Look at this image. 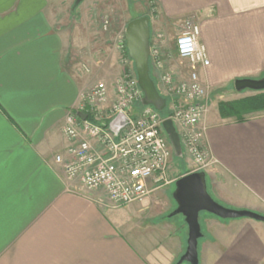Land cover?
I'll list each match as a JSON object with an SVG mask.
<instances>
[{
    "label": "crops",
    "instance_id": "0c3cea01",
    "mask_svg": "<svg viewBox=\"0 0 264 264\" xmlns=\"http://www.w3.org/2000/svg\"><path fill=\"white\" fill-rule=\"evenodd\" d=\"M54 1L0 0V264H178L187 239L182 224L160 222L169 230L162 240L134 235L129 213L106 206L97 192L73 189L55 163L69 145L64 118L85 76L71 67L68 34L54 26ZM157 3L164 18L184 14L199 23L210 61L199 77L211 92L237 78H264V0ZM211 105L202 145L213 161L206 172L212 192L264 215V113L225 120ZM158 196L134 212L159 216ZM203 221L198 264H264V222Z\"/></svg>",
    "mask_w": 264,
    "mask_h": 264
},
{
    "label": "built area",
    "instance_id": "2783aa9c",
    "mask_svg": "<svg viewBox=\"0 0 264 264\" xmlns=\"http://www.w3.org/2000/svg\"><path fill=\"white\" fill-rule=\"evenodd\" d=\"M108 23L107 18L105 27ZM178 27L174 43L162 32L149 38L150 71L165 99V115L141 103L143 92L130 65L124 32L116 44L121 70L112 87L103 79L95 80L67 110L62 131L69 145L54 160L65 180L74 183L73 189L97 192V200L106 206L120 207L141 202L172 182L167 179L172 149L162 126L165 118L172 120L196 170L212 165L202 145L211 88L199 77V70L210 61L199 41L196 19L183 17ZM80 112L87 114L85 119ZM123 116L127 121L114 128L112 124Z\"/></svg>",
    "mask_w": 264,
    "mask_h": 264
},
{
    "label": "rangeland",
    "instance_id": "374dc122",
    "mask_svg": "<svg viewBox=\"0 0 264 264\" xmlns=\"http://www.w3.org/2000/svg\"><path fill=\"white\" fill-rule=\"evenodd\" d=\"M51 10L53 12L55 28L59 32H63V34H68L70 38L69 58L71 67L84 74L85 88L91 86L97 79L105 80L112 87L115 76L121 70L119 52L116 49L119 39L118 35L124 32V28L130 20L141 16L149 17L150 36L151 34L162 32L167 34L169 39L174 43L175 36L180 32V28L178 27L180 20L184 15L177 14L172 19L164 18L163 13L165 12L162 8L159 12L157 0H55ZM103 18L104 20L107 18L109 20L106 27ZM130 65L134 68L131 59ZM150 74L155 82L156 79L153 73L150 72ZM252 91L245 89L240 92L252 94ZM241 96L234 86L231 85L209 94L210 104L218 103L220 100H233ZM211 108L213 109L212 105ZM167 110V106H165L160 112L162 115H165ZM210 167L203 171L206 173ZM193 169L197 171L185 150L182 149L181 157H176L171 151L167 179L173 181L154 190L141 202L120 207V211L129 213L132 221L137 225H135L136 227L133 230L134 235L139 237L146 235L148 238L149 234H151L155 238L156 234H160L159 236H161L160 239L162 240L163 235L169 230L167 228L164 231L160 230L162 227L160 222L166 220H169L173 226L178 228L182 224L184 236L187 235V226L183 216L176 214L169 217V214L176 206L172 197L175 180L184 175L185 172ZM206 183L207 190L214 200L225 207L238 209L229 206L217 198L218 192L214 191L213 194L211 189L213 186L209 178H206ZM154 195H159L153 204L154 213L159 214V216L153 215L148 211L134 212L137 207L147 205L149 202L147 198ZM204 216H212V214L205 211L199 213V223L202 233L204 232ZM155 239L160 240L159 238ZM201 239L202 237L199 238V240ZM180 264L188 263L184 261Z\"/></svg>",
    "mask_w": 264,
    "mask_h": 264
},
{
    "label": "water",
    "instance_id": "95a60500",
    "mask_svg": "<svg viewBox=\"0 0 264 264\" xmlns=\"http://www.w3.org/2000/svg\"><path fill=\"white\" fill-rule=\"evenodd\" d=\"M125 43L127 54L133 61L137 81L143 92L141 103L151 105L161 111L165 107V99L159 94L155 82L150 74V27L149 17L141 16L130 20L125 28ZM234 88L240 92L245 89L264 90V78H237ZM86 113L80 112L79 117L85 119ZM127 121L125 116L118 118L112 126L119 128ZM163 130L176 157L182 156L179 135L170 118L162 121ZM172 197L176 203L175 209L169 214L183 216L187 226L186 248L178 260V264L186 261L188 264H198V240L203 236L199 223V213L208 212L222 219L249 218L264 222V215L249 209H232L218 203L209 194L204 171H193L177 178Z\"/></svg>",
    "mask_w": 264,
    "mask_h": 264
},
{
    "label": "trees",
    "instance_id": "16d2710c",
    "mask_svg": "<svg viewBox=\"0 0 264 264\" xmlns=\"http://www.w3.org/2000/svg\"><path fill=\"white\" fill-rule=\"evenodd\" d=\"M219 116L225 120L245 121L264 113V90L253 91L233 100H220L217 103Z\"/></svg>",
    "mask_w": 264,
    "mask_h": 264
}]
</instances>
